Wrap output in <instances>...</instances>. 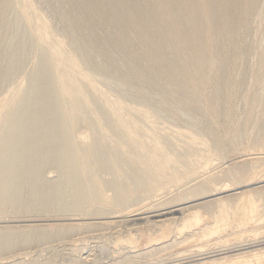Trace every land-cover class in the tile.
<instances>
[{
  "label": "bare ground",
  "instance_id": "obj_1",
  "mask_svg": "<svg viewBox=\"0 0 264 264\" xmlns=\"http://www.w3.org/2000/svg\"><path fill=\"white\" fill-rule=\"evenodd\" d=\"M45 5L0 0V264H264V0Z\"/></svg>",
  "mask_w": 264,
  "mask_h": 264
},
{
  "label": "rangeland",
  "instance_id": "obj_2",
  "mask_svg": "<svg viewBox=\"0 0 264 264\" xmlns=\"http://www.w3.org/2000/svg\"><path fill=\"white\" fill-rule=\"evenodd\" d=\"M37 2L38 3H40V5H42L41 7H42V9H43V7H45L46 5H45V0H37ZM47 7H45V13H49V12H46V9ZM30 63H28L27 65H26V70L25 71H28L31 67V65H29ZM108 83V85H110L109 87H111L112 86V84L111 83H109V82H107ZM113 87V86H112ZM133 199V197L131 196V197H129V201H131ZM148 243V241H147V239H144L143 240V242H142V244H141V246H140V248L142 249V248H146V244ZM93 245L95 244L94 242L92 243ZM92 245V246H93ZM96 245L98 246L97 247V253H102V251L100 252V248H99V246L101 245V243H96ZM179 247V248H178ZM184 247L183 246H177V247H174L173 249H171V250H168V251H164L163 253H162V255L163 256H165V257H167V255L169 254V253H177L178 251H180V250H182ZM42 254H44V252L42 253ZM46 254V253H45ZM44 254V255H45ZM67 254V255H66ZM44 255H42L43 257H44ZM43 257H40V258H43ZM45 258V257H44ZM43 258V259H44ZM60 258H62V259H60ZM59 259H57V260H59V262L61 263V264H70V263H72V261H71V259H70V256H69V254H68V252H66L65 253V255L64 256H62V257H60ZM62 261H64V263L62 262ZM58 262V263H59ZM58 263H56V262H54V264H58ZM95 264V263H94ZM98 264V263H97Z\"/></svg>",
  "mask_w": 264,
  "mask_h": 264
}]
</instances>
